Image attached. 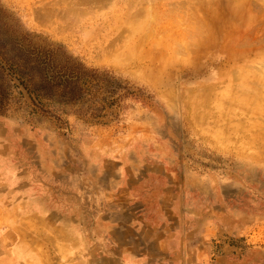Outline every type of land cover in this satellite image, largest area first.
Returning <instances> with one entry per match:
<instances>
[{
	"label": "rangeland",
	"instance_id": "obj_1",
	"mask_svg": "<svg viewBox=\"0 0 264 264\" xmlns=\"http://www.w3.org/2000/svg\"><path fill=\"white\" fill-rule=\"evenodd\" d=\"M92 1L0 0L7 65L32 50L81 75L40 98L0 59V264H264L262 50L228 67L174 48L164 76L141 60L165 14L252 16L264 42V0Z\"/></svg>",
	"mask_w": 264,
	"mask_h": 264
},
{
	"label": "bare ground",
	"instance_id": "obj_2",
	"mask_svg": "<svg viewBox=\"0 0 264 264\" xmlns=\"http://www.w3.org/2000/svg\"><path fill=\"white\" fill-rule=\"evenodd\" d=\"M61 1V7L58 4L57 6L59 9L54 10V13H61L62 11L65 17H72L73 15L75 17H80V12L85 10L87 7L86 5L89 2H93L92 0ZM239 1L243 2L242 0ZM222 14L223 15H220L215 11L210 16L208 15L201 19L195 14H192V16L185 15V17L180 14L174 16L170 14V16L167 17V14H165L164 17H162L163 22L161 21V25L157 29V32H160L159 40L152 38L149 43L154 49L159 46V51L163 52L157 53L156 51H152V49H148V53L145 54L146 56H142V54L136 51L138 45L134 43L132 46L128 45L123 48L121 50L122 52H115V49H113V52H109L106 56L107 58L113 59L120 67H124L127 63H132L139 59L140 55L142 56V61L145 60L149 63L160 62L161 69L156 70V73L160 76L165 75L167 70L166 66L172 60L171 55L167 54L172 50L174 51V48L183 52H185V49L190 50V52H195V54L199 51L204 53V51L213 48L214 55L219 53L223 61H225V59L227 60L228 67L241 59L243 61L247 60V58H250L249 56L254 53L258 55L256 57L260 55L264 57V42H262L261 34H258L260 30L256 27L254 18L252 16L239 18L235 15L234 11H230L229 13L224 10ZM130 16H125V19L128 20ZM65 17H63L64 20ZM112 18L113 21L116 22V16ZM156 20L157 21L154 19V23H159L158 17H156ZM109 22L112 21L110 20ZM241 25L245 26L246 30H243ZM76 26H78V23L74 22L72 27L77 28ZM111 26H114V24H108L105 28L107 29ZM138 26L143 25L140 23ZM188 27L190 29H188ZM139 40L140 39H138V41ZM259 50H262L260 55L258 52ZM167 57L169 58L166 59ZM245 78L246 77H244V79ZM159 81L157 77H154L152 80L153 84L156 86H158ZM259 87L260 86L255 85L253 88H250L249 92L258 94L259 90H261ZM228 94H231L230 88ZM242 94L246 93L242 92Z\"/></svg>",
	"mask_w": 264,
	"mask_h": 264
},
{
	"label": "trees",
	"instance_id": "obj_3",
	"mask_svg": "<svg viewBox=\"0 0 264 264\" xmlns=\"http://www.w3.org/2000/svg\"><path fill=\"white\" fill-rule=\"evenodd\" d=\"M30 52V53H29ZM35 54V57H33ZM40 57L35 51L17 49V52L7 54L2 52L1 56L5 59L12 75L16 74L17 79L25 85L29 91L40 94L38 97L50 99L51 94H61L64 100H68L67 94H80L76 91V84L80 81L81 75L75 73L73 69L64 66H57L49 57ZM0 82H4L5 68L0 66ZM7 73V72H6ZM8 74V73H7ZM3 78V79H2Z\"/></svg>",
	"mask_w": 264,
	"mask_h": 264
}]
</instances>
